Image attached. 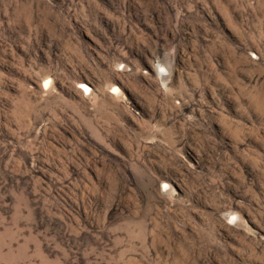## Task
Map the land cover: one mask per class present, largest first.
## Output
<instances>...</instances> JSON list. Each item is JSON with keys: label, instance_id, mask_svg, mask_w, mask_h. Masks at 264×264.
I'll use <instances>...</instances> for the list:
<instances>
[{"label": "rangeland", "instance_id": "obj_1", "mask_svg": "<svg viewBox=\"0 0 264 264\" xmlns=\"http://www.w3.org/2000/svg\"><path fill=\"white\" fill-rule=\"evenodd\" d=\"M0 264H264V0H0Z\"/></svg>", "mask_w": 264, "mask_h": 264}, {"label": "bare ground", "instance_id": "obj_2", "mask_svg": "<svg viewBox=\"0 0 264 264\" xmlns=\"http://www.w3.org/2000/svg\"><path fill=\"white\" fill-rule=\"evenodd\" d=\"M47 84V81H44V85H46ZM84 86V85H83Z\"/></svg>", "mask_w": 264, "mask_h": 264}]
</instances>
